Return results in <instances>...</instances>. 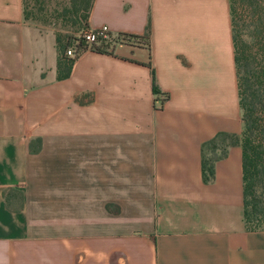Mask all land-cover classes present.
<instances>
[{
    "label": "crops",
    "instance_id": "obj_1",
    "mask_svg": "<svg viewBox=\"0 0 264 264\" xmlns=\"http://www.w3.org/2000/svg\"><path fill=\"white\" fill-rule=\"evenodd\" d=\"M23 7L0 0V264H264L240 144L202 179L203 143L243 130L229 0H93L115 41L64 79Z\"/></svg>",
    "mask_w": 264,
    "mask_h": 264
},
{
    "label": "trees",
    "instance_id": "obj_2",
    "mask_svg": "<svg viewBox=\"0 0 264 264\" xmlns=\"http://www.w3.org/2000/svg\"><path fill=\"white\" fill-rule=\"evenodd\" d=\"M64 6L78 17L83 27L74 30L78 35L54 31L57 57V78L69 76L76 57L90 49L109 52L113 41L98 38L88 44L82 32L89 29L88 16L93 0H66ZM43 2V3H42ZM45 0H23L24 18L45 24ZM46 4V3H45ZM48 5V4H46ZM234 62L238 85L239 104L242 109L243 130L240 136L218 133L202 145V179L212 180L214 162L223 157L226 147L240 144L242 148L243 222L248 230L264 229V0H229ZM77 18V19H76ZM149 24L143 36L149 41ZM124 39H138V35L119 34ZM72 48L74 56H68ZM152 89L157 87L154 83ZM228 139L225 143L224 139ZM221 139V140H220ZM219 140V141H218Z\"/></svg>",
    "mask_w": 264,
    "mask_h": 264
},
{
    "label": "rangeland",
    "instance_id": "obj_3",
    "mask_svg": "<svg viewBox=\"0 0 264 264\" xmlns=\"http://www.w3.org/2000/svg\"><path fill=\"white\" fill-rule=\"evenodd\" d=\"M45 3L48 5H46ZM66 4V0H45L44 7L47 10L45 11L46 13H44V15L47 22L40 25L53 31H60L64 34L69 33L78 35L79 32H75L74 30L83 27V22H80L81 19L79 17L78 19L76 18L77 22H74L75 16L73 15V13L67 11V9L64 7ZM139 39L141 42L146 43V39L143 35ZM223 141H225L226 143L228 139L225 138Z\"/></svg>",
    "mask_w": 264,
    "mask_h": 264
},
{
    "label": "built area",
    "instance_id": "obj_4",
    "mask_svg": "<svg viewBox=\"0 0 264 264\" xmlns=\"http://www.w3.org/2000/svg\"><path fill=\"white\" fill-rule=\"evenodd\" d=\"M81 35L89 45L95 43L98 38L112 40V37L109 33V29L106 25H103L96 29H91L89 27V29L84 30ZM67 55L74 56V50L72 48H69L67 50Z\"/></svg>",
    "mask_w": 264,
    "mask_h": 264
}]
</instances>
